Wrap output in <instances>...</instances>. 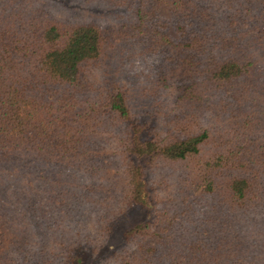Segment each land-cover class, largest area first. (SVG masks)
<instances>
[{
  "label": "trees",
  "instance_id": "1",
  "mask_svg": "<svg viewBox=\"0 0 264 264\" xmlns=\"http://www.w3.org/2000/svg\"><path fill=\"white\" fill-rule=\"evenodd\" d=\"M258 236L264 0H0V264H256Z\"/></svg>",
  "mask_w": 264,
  "mask_h": 264
},
{
  "label": "rangeland",
  "instance_id": "2",
  "mask_svg": "<svg viewBox=\"0 0 264 264\" xmlns=\"http://www.w3.org/2000/svg\"><path fill=\"white\" fill-rule=\"evenodd\" d=\"M163 15L167 18L171 19L170 12L167 9L163 10ZM169 34L174 35V30L172 26L169 27ZM137 99V98H135ZM15 226H18L22 230L25 229V233H27L30 229V222H14ZM261 243L263 242V246H259V242H257L254 238V242L251 243L250 247L246 250V254L248 255V259L251 260H257L256 264H264V241L261 239L260 236H258ZM254 264V263H251Z\"/></svg>",
  "mask_w": 264,
  "mask_h": 264
}]
</instances>
